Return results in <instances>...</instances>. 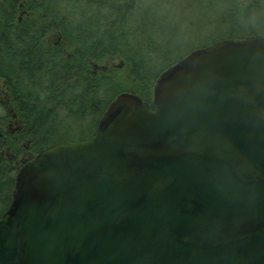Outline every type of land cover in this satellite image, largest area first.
I'll list each match as a JSON object with an SVG mask.
<instances>
[{"label": "water", "instance_id": "water-1", "mask_svg": "<svg viewBox=\"0 0 264 264\" xmlns=\"http://www.w3.org/2000/svg\"><path fill=\"white\" fill-rule=\"evenodd\" d=\"M0 264H264V35L193 50L25 163Z\"/></svg>", "mask_w": 264, "mask_h": 264}, {"label": "trees", "instance_id": "trees-1", "mask_svg": "<svg viewBox=\"0 0 264 264\" xmlns=\"http://www.w3.org/2000/svg\"><path fill=\"white\" fill-rule=\"evenodd\" d=\"M193 11L214 12L200 27L209 36L243 40L264 31V0H0V83L24 120L12 135L0 117V217L14 189L11 149L27 140L38 153L64 140L67 122L88 139L122 92L150 100L153 83L175 62L154 73L157 63L178 54ZM223 26L230 32L221 34ZM241 27L250 31L234 32ZM52 31L58 42L43 43Z\"/></svg>", "mask_w": 264, "mask_h": 264}, {"label": "rangeland", "instance_id": "rangeland-1", "mask_svg": "<svg viewBox=\"0 0 264 264\" xmlns=\"http://www.w3.org/2000/svg\"><path fill=\"white\" fill-rule=\"evenodd\" d=\"M191 14H192V17L185 21V23H187L191 28L190 33H188V35H186L185 37L183 36V39H181V40L177 39L176 40V48H177L178 54L176 56H174V54H173L172 57L171 56L167 57V55L161 57L159 62L157 63V66L155 68L154 73L159 72L160 68L163 69L164 67H166L167 65H169L173 62L179 61L180 57L182 55L179 53H181V52L186 53V52L190 51V49L193 47V45L207 43L206 46H208V45H210L216 41H220L219 39H221V40L224 39L223 38L224 36L218 35L217 32H214L209 36L206 33L208 31V29L200 28L201 26L205 25L207 21L212 20L213 16L215 15L213 11H208L204 15H199L195 11L191 12ZM175 22L178 24V26L182 24V23H180L179 20H177ZM198 28L202 29V30H199ZM263 28H264V26H263ZM249 31H250V29H248L247 27H244V28L241 27L239 31H234V32L244 35V34L248 33ZM220 32H221V34H227L230 32V29L228 26H223L220 28ZM260 34L264 35V31L261 32ZM56 36H57L56 32H54V31L49 32L46 35V37L44 38V40H42V42L47 43V44H51V45L56 44L58 42V38H56ZM244 36H245V38L249 37L248 35L247 36L244 35ZM152 89H153V87H152ZM0 98L3 100H6L7 96L4 95V93H2V95H0ZM0 107H1L0 117H3L6 114L5 107L3 104H0ZM72 124L73 123L67 122L66 126H68V128L64 131V133H63L64 137L63 138H64V140H67V141H80L82 139L81 138L82 135L79 133V130L77 127L70 126ZM13 128H15V127L13 126ZM15 133L13 132L10 134L13 135ZM28 145H30V144L28 143L27 140L17 143L14 146L15 150L13 151V148L11 149V152H10V155H8V158H10V156H12L15 158L16 162L19 161L20 158L25 157L26 153L28 151H30V148ZM9 151H10V149L6 148V152L9 153Z\"/></svg>", "mask_w": 264, "mask_h": 264}, {"label": "flooded vegetation", "instance_id": "flooded-vegetation-1", "mask_svg": "<svg viewBox=\"0 0 264 264\" xmlns=\"http://www.w3.org/2000/svg\"><path fill=\"white\" fill-rule=\"evenodd\" d=\"M2 93H4V95L7 96L6 100H3L0 98V104H3L6 110V114L3 116L4 120H5V125L6 128L9 129L10 133H15V132H20L22 131L23 127H24V120H22L21 116L17 115L14 112V107L10 102V98L7 92V88L5 86H3L2 83H0V95H2ZM13 126L15 128H13ZM30 148V151H28L25 155V157L20 158L19 161H15V165H14V169H15V173H17V171L25 164L27 163L29 160H31L34 155L36 154V149L35 147H31V145H28Z\"/></svg>", "mask_w": 264, "mask_h": 264}]
</instances>
